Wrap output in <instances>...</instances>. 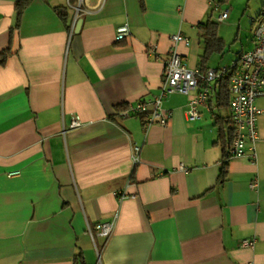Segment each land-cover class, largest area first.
Wrapping results in <instances>:
<instances>
[{
  "label": "crops",
  "instance_id": "1",
  "mask_svg": "<svg viewBox=\"0 0 264 264\" xmlns=\"http://www.w3.org/2000/svg\"><path fill=\"white\" fill-rule=\"evenodd\" d=\"M16 1L0 0V51L12 50L0 64V264H264V115L257 160L230 158L222 182L216 118L230 110L218 87L195 120L181 93L163 102L166 126L118 115L158 94L172 34L190 38L177 50L194 68L200 24L229 17L218 21L207 0H144V10L139 0H82L79 12L80 0H32L17 27ZM123 25L131 33L117 41ZM255 46L253 31L234 59ZM113 219L111 236H99L97 224Z\"/></svg>",
  "mask_w": 264,
  "mask_h": 264
},
{
  "label": "built area",
  "instance_id": "2",
  "mask_svg": "<svg viewBox=\"0 0 264 264\" xmlns=\"http://www.w3.org/2000/svg\"><path fill=\"white\" fill-rule=\"evenodd\" d=\"M213 12H218L217 20L224 21L229 17V10L221 7L220 0H207ZM80 0L77 7L79 12L82 7ZM74 25L72 26V30ZM128 25L120 26L117 29L116 40L122 41L130 35ZM256 46L254 49L244 51L232 65L217 68L209 67L203 71L199 66L189 67L177 50L180 43L189 46V37L177 32L171 35L172 46L169 49L168 58L165 61V68L162 75L160 91L151 99H144L135 104L128 105L119 112V116L126 118L131 116H146L144 125L149 128L153 124L166 126L171 118V111L163 106L164 100L174 93H181L190 96L187 115L190 120L200 118V107L205 106L211 94L219 86V83L226 76H230L229 83V118L234 130L233 143L230 148V158L247 157L249 151L250 160H257L255 143L259 138L258 120L264 115V18L254 28ZM155 46L150 48L153 53ZM81 122L73 119L70 128L81 126ZM65 131V130H64ZM140 147L135 146L133 162L137 165L140 162ZM184 169V166H181ZM19 171L9 172V176L18 175ZM259 186L255 178L250 183V188L256 190ZM116 226V220L100 222L96 229L99 236L109 238ZM256 239H244L243 247H252Z\"/></svg>",
  "mask_w": 264,
  "mask_h": 264
},
{
  "label": "trees",
  "instance_id": "3",
  "mask_svg": "<svg viewBox=\"0 0 264 264\" xmlns=\"http://www.w3.org/2000/svg\"><path fill=\"white\" fill-rule=\"evenodd\" d=\"M142 9H145L144 0H139ZM32 0H17L15 3V8L18 12V23L19 25L21 15L25 11V9L30 5ZM55 10L58 12L62 19H66L67 10L64 7H56ZM213 12V11H212ZM262 15V13H261ZM13 34V30L11 31V36ZM200 37L204 42V51L200 56L198 66L201 70L205 71L209 67L207 65L211 56L215 53L222 54L226 49V43L224 39L219 35V24L217 21L212 19L211 14L208 19L200 24ZM12 54L11 46H8L6 49L0 51V64H5L9 56ZM229 83L230 76H226L219 83L218 89V102L219 106L227 107L229 106L230 101V93H229ZM127 106L123 105L118 108V110H123ZM216 122L219 126V134H218V142L222 147V152L224 154V164L222 166V171L220 173V182L224 181L227 177L228 170V160L230 159V148L233 143L234 138V130L231 126V121L229 117H221L217 116ZM82 259V257H81Z\"/></svg>",
  "mask_w": 264,
  "mask_h": 264
},
{
  "label": "rangeland",
  "instance_id": "4",
  "mask_svg": "<svg viewBox=\"0 0 264 264\" xmlns=\"http://www.w3.org/2000/svg\"><path fill=\"white\" fill-rule=\"evenodd\" d=\"M261 1L262 0H236L235 10L228 5V1L223 3V9H228L230 15L228 21L220 23L219 30L222 29V33L227 44V49L224 54L216 55V57L213 58L214 63H216L214 65H218L220 63L221 66L233 64L235 60L234 58L236 57V53L241 46L242 40L245 42L246 39L250 38L254 28L258 25V23L254 22L256 24L252 27L250 17L252 15L254 18L257 17L256 11H258V7H261ZM218 14L219 13L216 12V15ZM261 120H264V117Z\"/></svg>",
  "mask_w": 264,
  "mask_h": 264
}]
</instances>
